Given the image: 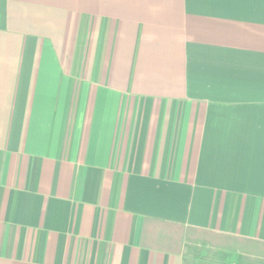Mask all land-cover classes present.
<instances>
[{"label":"crops","instance_id":"1","mask_svg":"<svg viewBox=\"0 0 264 264\" xmlns=\"http://www.w3.org/2000/svg\"><path fill=\"white\" fill-rule=\"evenodd\" d=\"M242 241L264 0H0V264H264Z\"/></svg>","mask_w":264,"mask_h":264},{"label":"trees","instance_id":"2","mask_svg":"<svg viewBox=\"0 0 264 264\" xmlns=\"http://www.w3.org/2000/svg\"><path fill=\"white\" fill-rule=\"evenodd\" d=\"M214 239L217 240L218 237H214L213 235H209V234H204L201 233L200 235H198V239ZM212 239V240H213ZM241 249L245 250V253L252 255V256H257V257H262L264 258V245L263 244H256V243H244L243 241L241 243L238 244Z\"/></svg>","mask_w":264,"mask_h":264}]
</instances>
